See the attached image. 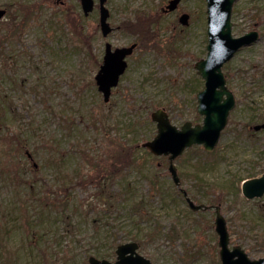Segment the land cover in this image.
Here are the masks:
<instances>
[{"label":"rangeland","instance_id":"rangeland-1","mask_svg":"<svg viewBox=\"0 0 264 264\" xmlns=\"http://www.w3.org/2000/svg\"><path fill=\"white\" fill-rule=\"evenodd\" d=\"M94 1L84 14L78 0H0V29L14 34L0 47V264H88L89 255L113 261L116 245L131 240L151 264H218L214 209L191 210L166 157L141 145L156 133L150 112L158 107L177 126L201 122L195 94L204 80L194 62L206 54L205 0H180L168 12L161 11L167 0H106L114 27L107 36ZM231 21L233 35L259 31L222 66L235 104L212 151L195 144L174 163L192 200L220 198L210 204L225 217L230 245L257 258L264 255V194L246 199L240 183L264 171V128L253 129L264 123V0H235ZM145 28L149 47L136 46L104 101L94 80L104 43L137 42ZM119 146L131 162L114 178L77 184L95 173L83 151L108 155ZM60 184L70 194L46 199L44 185Z\"/></svg>","mask_w":264,"mask_h":264},{"label":"water","instance_id":"water-1","mask_svg":"<svg viewBox=\"0 0 264 264\" xmlns=\"http://www.w3.org/2000/svg\"><path fill=\"white\" fill-rule=\"evenodd\" d=\"M106 0H98L99 25L101 34L106 36L112 27L107 21L109 15L105 7ZM180 0H168L163 7L165 11L176 8ZM207 20V45L206 55L199 58L194 67L203 79L204 87L196 93V111L202 116L201 122L192 123L185 120L179 127L171 123L167 111L158 107L151 111L150 118L156 124V133L150 139L142 142V146L148 148L155 155H167L168 171L173 182L177 185L180 178L173 160L179 156L186 147L193 144H201L206 151L212 150L217 144L221 130L227 123L229 110L234 106L233 92L225 84V76L222 65L227 62L234 53L243 45L250 44L258 39L257 30H249L241 35L234 36L231 31V11L235 0H205ZM84 14L92 10L94 0H80ZM5 9L0 8V17ZM188 13L180 15L179 21L187 24ZM136 43L128 46L112 48L109 42L104 44L102 62L94 76L97 90L101 92L103 100L108 101L111 88L119 80V76L125 71L127 62L125 57L129 55ZM264 127V123L255 124L254 129ZM189 207L193 210L210 208V205L196 203L187 196L184 188L180 189ZM241 193L247 199L261 197L264 194V172L258 176L246 178L241 183ZM214 229L218 235L219 264H264V255L259 258H250L243 247L234 244L229 247V232L226 220L220 211L219 205L214 206ZM135 241L118 244L116 260L99 259L93 255L88 257V264H151L150 260L139 254Z\"/></svg>","mask_w":264,"mask_h":264},{"label":"trees","instance_id":"trees-1","mask_svg":"<svg viewBox=\"0 0 264 264\" xmlns=\"http://www.w3.org/2000/svg\"><path fill=\"white\" fill-rule=\"evenodd\" d=\"M32 7V6H31ZM25 10V14L27 13L28 10H30V5H21V7L18 5L17 9L23 11ZM12 19H14V17H12ZM25 19V17H24ZM151 20V19H150ZM26 21V20H25ZM130 23H133L131 20H127ZM126 21V22H127ZM23 23V22H22ZM14 23H12L9 26V29L14 27L13 26ZM134 25V23H133ZM3 26V30L0 29V47L3 43V41H7L9 37L13 36L14 34H8L7 35V29L5 28L4 24ZM19 28V27H17ZM151 34L150 30H148L147 28L143 29V31L138 35L136 32L135 34H137L138 36V41H137V46L139 45L140 48H145V47H149L147 45L148 43V39L149 37H147L148 34ZM157 43L154 42L153 44L150 45V47H155ZM2 131V127H0V132ZM14 138L17 142L20 141L18 135H14ZM14 141V140H12ZM119 149L117 151H114L115 149H113L111 152L108 153H104L103 151L95 154V155H89L88 153H86L85 151H83V156L87 157L86 159V163L87 164H94V172L93 175H90L88 179L86 180H81V182L77 183V184H85L88 181H96L97 184L100 183V180L104 181V182H108L110 179H112L111 177L114 178V175L116 174L115 171H117L118 169L127 166L130 162H131V152L130 150H127V148H125L124 146H119ZM128 149H130L128 147ZM108 156V161L106 160V157ZM116 161V162H115ZM30 169V166H29ZM31 175L32 176H37L38 173V169L36 168H31ZM102 171L103 173H105V175H100L98 172ZM102 178V179H101ZM76 185V183H73L71 186ZM68 186H65L63 184H60L59 187L56 188H52L49 185H44V189H45V198L46 199H50L51 201H55V199H57L56 201H60L63 200L64 197L68 196L70 193L68 192ZM213 203H218L220 202V198L218 196H208L207 197V202Z\"/></svg>","mask_w":264,"mask_h":264},{"label":"flooded vegetation","instance_id":"flooded-vegetation-1","mask_svg":"<svg viewBox=\"0 0 264 264\" xmlns=\"http://www.w3.org/2000/svg\"><path fill=\"white\" fill-rule=\"evenodd\" d=\"M62 2V1H61ZM163 8V6H161V11L162 12H164V10L162 9ZM181 192V191H180ZM181 194H182V197L184 198V200L186 201V199H185V197H184V195H183V193L181 192ZM186 203H187V201H186ZM188 205V204H187ZM188 207H189V205H188ZM190 208V207H189ZM191 209V208H190ZM211 209V207L210 208H204V210H210ZM191 210H193V209H191ZM199 210V209H198ZM194 211H196V210H194Z\"/></svg>","mask_w":264,"mask_h":264}]
</instances>
